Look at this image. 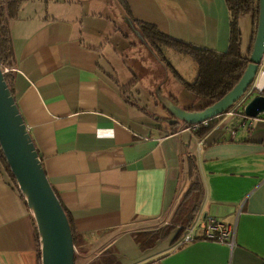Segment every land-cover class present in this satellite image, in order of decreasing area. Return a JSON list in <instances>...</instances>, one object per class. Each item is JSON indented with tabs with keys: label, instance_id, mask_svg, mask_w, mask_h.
<instances>
[{
	"label": "crops",
	"instance_id": "obj_1",
	"mask_svg": "<svg viewBox=\"0 0 264 264\" xmlns=\"http://www.w3.org/2000/svg\"><path fill=\"white\" fill-rule=\"evenodd\" d=\"M104 3L133 25L132 18L151 23L217 52L230 40L225 0L21 3L10 25L15 101L53 189L83 235L75 264H100L106 252L118 264H264V115L225 112L202 138L183 125L171 131L164 118L181 96L171 92L162 105L153 84L141 83L126 57L140 49L103 12ZM249 44L242 39L243 53ZM164 52L182 78L196 79L190 56ZM251 92L264 95V61ZM194 179L204 188L193 224L200 237L183 243L174 240L173 222ZM208 215L235 224L233 243L202 237ZM169 224L172 234L142 246L149 232ZM37 231L25 196L0 169V264H40Z\"/></svg>",
	"mask_w": 264,
	"mask_h": 264
},
{
	"label": "trees",
	"instance_id": "obj_2",
	"mask_svg": "<svg viewBox=\"0 0 264 264\" xmlns=\"http://www.w3.org/2000/svg\"><path fill=\"white\" fill-rule=\"evenodd\" d=\"M23 1L25 0H0V63L11 69V71L5 73L4 75L8 87L14 97V69L17 64V59L13 48L10 25L11 21L17 17L20 5ZM225 1L231 16L229 47L225 52H217L213 49L197 46L190 42L173 38L160 31L154 24L132 18L139 28L145 42L153 49L161 61L172 70L175 76L182 81L184 87L193 94L208 100L207 104L203 107L187 108L189 110L203 109L220 100L239 82L248 64L250 63V56L260 19V0ZM125 12H128L126 6ZM243 15L251 16L252 20V34L248 53L242 52V32L239 24V18ZM164 48L174 49L182 54L190 56L194 60L198 68V74L194 81L189 82L182 78V76L168 61ZM252 96L253 95H251L249 99H251ZM167 113L168 115L164 119L170 122L171 131H177L180 125H183V127H187L189 125L181 120L176 121V118L171 111L167 110ZM215 118L216 117L209 119L207 125H202L198 130L194 131L195 134L200 138L205 136L216 124ZM0 169L8 177L10 183L19 189L16 177L12 173L1 146ZM203 196L204 188L201 181L194 179L188 190L183 195L177 208L176 219L173 222V224L179 226L177 227L178 230L174 237L175 241H178L185 234L187 229L193 225L195 219L197 218ZM60 202L69 218L75 247L79 250L83 246V235L77 231L70 211L61 200ZM174 230L175 225L169 224L157 231H151L148 233V238L142 241V246L145 247L150 244V240L152 238L156 239L161 236L166 237L172 234ZM37 234L38 239L40 240L38 231ZM39 257L40 264H42L41 242H39ZM75 258H77V253ZM100 259V264H118L116 256L111 252L104 253Z\"/></svg>",
	"mask_w": 264,
	"mask_h": 264
},
{
	"label": "water",
	"instance_id": "obj_3",
	"mask_svg": "<svg viewBox=\"0 0 264 264\" xmlns=\"http://www.w3.org/2000/svg\"><path fill=\"white\" fill-rule=\"evenodd\" d=\"M264 53V0L250 63L239 82L220 100L199 110L177 104L170 108L176 121L201 123L227 112L252 89ZM250 117L264 112V95L251 98L245 108ZM0 146L16 177L19 189L32 209L40 235L42 264H75L76 247L67 213L43 167L29 129L18 109L0 64Z\"/></svg>",
	"mask_w": 264,
	"mask_h": 264
},
{
	"label": "rangeland",
	"instance_id": "obj_4",
	"mask_svg": "<svg viewBox=\"0 0 264 264\" xmlns=\"http://www.w3.org/2000/svg\"><path fill=\"white\" fill-rule=\"evenodd\" d=\"M104 11L106 14H109V16H112V18L116 20V22L120 25L121 30L131 35L133 42L137 43L140 49L139 55L135 57H130L127 55L126 57L129 61L130 68H132L133 71L137 73L141 83L143 84L144 82H147L148 84H153L152 86H154L156 90L157 102L162 105L171 102L170 93L172 92L181 96L182 101H180V107L201 108L207 104L208 100L206 98L195 95L188 91L178 78L172 76V74H170V72L166 69L163 70L162 64H160L161 62H157V60H155V56L153 55L152 51L149 50L148 46L141 41L142 34L137 25L129 23L124 17L125 14L121 16L122 14L121 12H117L116 6L111 7L108 3L103 4V12ZM239 24L242 32L243 45L245 46L249 43L250 36L252 34L251 16H241L239 18ZM150 108L151 110L154 109L152 106ZM157 114L160 115L161 112L159 111Z\"/></svg>",
	"mask_w": 264,
	"mask_h": 264
},
{
	"label": "built area",
	"instance_id": "obj_5",
	"mask_svg": "<svg viewBox=\"0 0 264 264\" xmlns=\"http://www.w3.org/2000/svg\"><path fill=\"white\" fill-rule=\"evenodd\" d=\"M263 61H264V53H263ZM1 64V63H0ZM1 68L3 73H7L11 71V69L3 64H1ZM252 95L251 90H249L237 103L233 105L232 108H230L226 113L227 114H238L242 115L245 118H253L250 117L246 114L245 108L248 102L251 100L249 99ZM264 115V112L262 113ZM209 120H205L201 123H196V124H190L186 127L187 130L189 131H196L198 130L202 125H207ZM245 125V122L243 123ZM253 127V123H249V128ZM29 129V128H28ZM204 226H203V233L202 237L205 239H211L214 241L218 242H226V243H233L234 242V237H235V232H236V226L235 224H230L222 219L208 215L205 216L204 218ZM194 224V223H193ZM198 237H200L199 232L197 231L196 226L191 225L185 232V234L182 236L181 242H191L196 240Z\"/></svg>",
	"mask_w": 264,
	"mask_h": 264
}]
</instances>
